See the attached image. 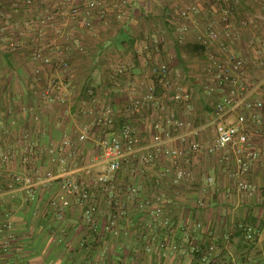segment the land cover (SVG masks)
<instances>
[{"label":"crops","instance_id":"crops-1","mask_svg":"<svg viewBox=\"0 0 264 264\" xmlns=\"http://www.w3.org/2000/svg\"><path fill=\"white\" fill-rule=\"evenodd\" d=\"M31 1L25 5V0H0V144L11 153L10 161L0 164V240L9 235L15 239L7 252L0 253V264H203L202 252L213 240L217 247L209 264L263 260L264 198L237 191L234 163L225 164L217 157L198 158L189 178L177 185L171 181L173 172L167 159L143 167L126 165L108 187L96 191L101 212L96 232L90 233L74 198L62 219L57 218L51 203L66 179L89 180L101 171L94 167L87 176L83 168L93 157L95 132L69 158V172L52 165L47 151L54 147L67 154L61 142L66 138L74 141L76 129L90 123L93 103L87 90L95 94L97 106L110 104L119 121L137 127L142 142H148L150 124L164 106L167 110L173 103L159 94L161 108L149 104L134 116H129L127 108L131 98L146 93L152 79L150 69L159 63L167 64L189 93V107L175 105L177 117L202 122L208 100L205 57L188 45L210 25L220 30L223 9L235 4L237 26L229 36L221 33V39L237 55L251 57L250 41L264 39V0H95L103 7L102 18L94 13L86 18L82 14L72 19L53 18L42 27V33V16L62 7L82 10L84 2ZM186 7L195 12L182 19L179 14ZM85 20L91 21V29L85 27ZM246 21L250 24L242 26ZM11 42L16 48L9 47ZM56 46L61 47L70 67L64 83L77 95L64 104L44 102L38 96V89L63 77L50 65L32 59L36 47L53 58ZM39 68L40 75L36 73ZM24 133L32 147L27 155L37 170L35 178L43 177L48 169H55L56 174L48 183L9 191L6 183L20 171L19 159L25 154L19 142ZM205 175L214 178V186L206 185ZM245 179L264 191V155ZM126 186L136 193H129ZM109 193L121 209L112 230L107 226L114 210L104 202ZM199 199L203 206L198 205ZM155 210L165 220L156 218ZM240 224L261 232L254 243L241 240Z\"/></svg>","mask_w":264,"mask_h":264},{"label":"built area","instance_id":"built-area-1","mask_svg":"<svg viewBox=\"0 0 264 264\" xmlns=\"http://www.w3.org/2000/svg\"><path fill=\"white\" fill-rule=\"evenodd\" d=\"M82 10L76 7H62L54 14L42 16L39 20L42 27L48 24L53 18H75L82 14L85 18L96 14L99 18L104 16L103 7L95 0H83ZM25 5H31V0H25ZM235 4H229L222 11L220 30L213 25L208 26L204 35H199L195 43L206 48L205 72L208 78L206 92L208 100L205 103L207 112L202 122L195 124L192 121L177 117L175 105L189 107L190 96L184 81L176 76L170 67L165 63L153 65L150 69L151 83L143 96H135L130 99L127 113L129 116L140 114L147 105L152 108L163 106L156 96V88H160L163 97L173 103L172 108L168 107L150 124V140L143 143L140 130L128 122L118 124L119 116L114 107L110 104L97 106L96 96L92 90L86 93L93 103L89 110L90 123L76 129L75 140L69 138L61 142V148L67 149V154H62L58 149L51 147L48 149L50 163L62 166L63 172H69V158H73L78 152L82 143L89 138L90 132L94 131V152L90 163L84 166L87 176L90 175L94 167H99L101 171L95 178L89 180L66 179L60 187L56 199L51 203L56 209L57 218L62 219L66 210L70 207V199L74 198L75 203L82 207V223L90 233L96 232L97 217L101 208L95 199V193L100 187H108L116 177L117 172L126 165L137 167L147 166L159 158L167 159L172 169V183L179 184L191 175V165L203 157H217L225 164L232 162L236 166V189L244 192L248 196H260L264 198V191L249 180L248 176L254 163L260 161L264 155V39L251 40V57L239 56L224 39L221 33L226 36L236 28ZM195 12L192 7L183 9L179 16L187 19L191 13ZM86 21V20H85ZM249 21L242 22L246 27ZM85 27L91 29V21L85 22ZM181 30V29H179ZM231 31V32H230ZM11 49L16 48L15 43H9ZM42 47L32 50V59L40 61L44 65H50L53 71L61 72L62 79L52 80L51 83L38 89V96L44 102L53 104H64L68 100L76 99L77 95L69 87L65 79L70 73L68 61L62 57L61 47H55L53 58L43 53ZM80 51L82 48L79 49ZM39 68L36 73L42 74ZM121 74V70H117ZM166 110V111H165ZM145 122V121H144ZM143 124L145 125L146 122ZM19 142L24 145V156L19 160L20 171L11 175L6 183L7 190L16 188L24 190L34 187L36 184H45L55 176L52 169L44 172L43 177L35 178L37 170L27 155L32 147L26 133L19 138ZM259 141V146L256 142ZM11 153L0 144V164L10 161ZM204 181L207 186H214L213 177L205 175ZM160 183L157 182V187ZM126 190L135 194L136 189L126 186ZM106 206L114 210V214L109 220L107 229H115L119 216L121 215L120 204L114 199L113 194H108L105 198ZM198 205L203 206V201L198 200ZM153 215L161 217L162 212L155 210ZM166 222V221H164ZM163 222V223H164ZM3 224L2 227H7ZM241 238L245 242L254 243L261 234L255 227L247 224L238 226ZM15 244V239L9 235L0 240V253L7 252ZM163 244L161 245V247ZM216 241L210 242L202 252L200 261L209 264L216 252ZM197 252L201 250L196 249ZM263 260L255 264H264V250L261 252ZM87 264H92L88 262ZM118 264V263H117Z\"/></svg>","mask_w":264,"mask_h":264},{"label":"trees","instance_id":"trees-1","mask_svg":"<svg viewBox=\"0 0 264 264\" xmlns=\"http://www.w3.org/2000/svg\"><path fill=\"white\" fill-rule=\"evenodd\" d=\"M188 46H189V47H191V46H192V47H196V48L198 49V54H200V55H202V56L205 54L206 48H205L203 45H200V44L194 42L193 45L189 44ZM155 94H156V96H157V95H159V94H163V93H162L161 89L157 87V88H156V93H155ZM136 115H138V114H136ZM118 124H122V123L119 121V119H118ZM68 166L71 167L70 164H68ZM239 232H240V231H238V233H239ZM240 235H241V232H240ZM241 240H242L243 242H245L242 238H241ZM246 243H251V244H252V242H246Z\"/></svg>","mask_w":264,"mask_h":264},{"label":"water","instance_id":"water-1","mask_svg":"<svg viewBox=\"0 0 264 264\" xmlns=\"http://www.w3.org/2000/svg\"><path fill=\"white\" fill-rule=\"evenodd\" d=\"M56 174V170L54 169V171H53V175H55Z\"/></svg>","mask_w":264,"mask_h":264},{"label":"rangeland","instance_id":"rangeland-1","mask_svg":"<svg viewBox=\"0 0 264 264\" xmlns=\"http://www.w3.org/2000/svg\"><path fill=\"white\" fill-rule=\"evenodd\" d=\"M200 122H201V120H200Z\"/></svg>","mask_w":264,"mask_h":264}]
</instances>
